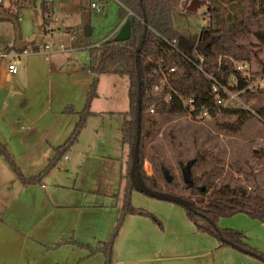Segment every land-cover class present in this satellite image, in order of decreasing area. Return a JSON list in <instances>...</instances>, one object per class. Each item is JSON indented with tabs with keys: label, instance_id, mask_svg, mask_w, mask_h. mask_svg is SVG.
Instances as JSON below:
<instances>
[{
	"label": "rangeland",
	"instance_id": "1",
	"mask_svg": "<svg viewBox=\"0 0 264 264\" xmlns=\"http://www.w3.org/2000/svg\"><path fill=\"white\" fill-rule=\"evenodd\" d=\"M95 1L104 3L98 12L89 9ZM120 1L55 0L46 3L45 13L42 0H34L31 5L21 8L12 7V11L19 14L18 25L25 50L21 52L18 74L14 76L20 81L14 78L13 82H2L0 86V138L8 143L14 160L25 175L40 172L52 156V149L44 141L46 136L51 142L59 144L70 134V128L78 117L63 113V109L71 103L74 109L84 110L85 92L94 82V76L88 69L100 60V49L88 45L111 37L122 27ZM0 4L10 6L8 0ZM189 5L192 8L173 11V27L181 36V47L203 49L210 37L207 6L203 0H194ZM45 17L48 18L46 24ZM86 26L91 27L90 37L85 36ZM63 27L76 32V42L71 40V34H60ZM17 30L14 21L0 17V49L15 48ZM47 44L51 48H46ZM256 50L258 54L251 65L254 71L264 69V45H259ZM128 86L127 76H100L98 95L91 103V111L96 114L89 118L77 144L65 153L69 159L62 158L48 173L43 181L45 188L41 185L30 188L29 194L47 205L50 200L46 192L55 188L53 198L56 202L84 205L79 209V215L74 211L69 214L87 221L90 224L88 230L102 225V240L108 239L118 218H123L118 241L124 243V247L132 244L144 249L155 243L166 245L162 256L175 258L166 259L163 264H264L262 259L232 246H221L218 238L200 230L201 234L189 232L196 226L192 225L186 209L180 204L133 191L132 206L153 214L162 221V226L151 222L146 215L122 216L124 182L121 180V166L125 164L129 149L122 143L121 127L126 119L124 112L129 109ZM248 100L253 111L264 106V94H257ZM47 107L51 110L39 118ZM31 121H36V124L28 126ZM160 124L159 133L151 144L160 148L166 166L179 177L178 156H193V139L196 138L205 147L210 145L220 159L219 163L223 164V171L213 184L219 186L225 182L230 185L229 192H232L231 188L240 186L249 196H253L255 191L264 196V123L259 117H221L218 121L208 118L204 122H195L184 116L173 117L171 121L161 118ZM151 144L145 151L143 164V170L148 175L153 173ZM215 162L212 160L209 167ZM237 165L243 166L248 176L238 173L235 169ZM9 170L16 179L10 167ZM23 194L28 198L29 194ZM6 195L7 205H14L12 201L21 197L19 192ZM175 222H178L177 225ZM218 225L229 226V222ZM129 227L130 232L124 235ZM248 238L245 234V242L264 254V245ZM206 250L211 252L200 255ZM196 254L200 256L194 257Z\"/></svg>",
	"mask_w": 264,
	"mask_h": 264
},
{
	"label": "trees",
	"instance_id": "2",
	"mask_svg": "<svg viewBox=\"0 0 264 264\" xmlns=\"http://www.w3.org/2000/svg\"><path fill=\"white\" fill-rule=\"evenodd\" d=\"M8 1L9 7L0 4V17L2 20L18 21L19 14L13 12L12 7L14 5L18 8L25 7L31 5L34 0ZM193 1L121 0L122 5H120L119 12L121 22L123 25L126 21H130L131 36L127 41L117 42L115 40L117 31L99 47L100 60L95 66L89 67L95 75L94 82L87 93L84 110L79 113V121L68 140L55 148L54 158L41 173L33 177H26L22 174L7 145L1 141L0 159L6 160L12 166L23 183H40L42 178L78 141L89 118L95 114L91 111V103L98 95V75L127 76L129 79V109L124 113L126 119L122 125V143L129 150L121 175V180L124 182L122 216L138 213L149 216L152 221L162 226V222L153 214L145 212L142 208H135L131 204L132 192L136 191L130 172L136 142L137 101L141 84L139 169L146 186L155 191H164L187 199L190 208H184L197 230L218 238L221 246L235 244L251 252L250 255L264 261V254L245 242V234L242 231L222 228L218 225L222 217L239 213L264 223V196L259 191L249 196L247 191L241 189L240 186L231 188L232 192H229L230 185L225 182L219 186L213 184L222 173L223 164L219 163L220 159L217 158L210 145L205 147L204 143L196 138L193 139L195 154L188 158L178 156L180 177L166 166L160 148L151 144L159 133L161 118L171 121L173 117L187 116L190 111L195 118H200L202 112L207 110L208 118L213 121H218L221 117L240 118L253 115L259 117L264 123L263 105L257 107L255 113L242 108L223 107V103L219 102L221 98H224L223 92L216 93L213 88L214 82L207 76L213 75L218 82L224 85L232 82L231 88L234 90L245 88L257 77H264V69L254 71L251 68L253 58L258 54L256 48L264 45V0H203L209 16L207 27L210 35L209 41L203 49L197 47L186 49L181 47L182 39L173 27L172 14L174 10L192 8L189 3ZM46 3L42 0L44 13ZM89 9L93 11L91 4ZM129 11L132 12L131 15ZM44 20L46 24L48 18L45 17ZM173 40H176V45H171ZM199 56L203 58L202 62ZM244 63L248 65V69L245 71L238 69V66ZM165 66L174 67L175 70L166 73L167 82L155 91L154 87L162 79L160 68ZM257 94H264V92L256 94L244 92L242 97L247 102L249 97ZM189 99L194 100L193 107L185 104V101ZM64 112L74 113L75 111L70 106ZM149 144H151L150 158L153 162L151 175L143 170L144 155ZM212 160L216 162L209 167L208 164ZM235 169L238 173L248 174L243 166L237 165ZM255 190H257L256 187ZM122 223L123 218H119L108 241L98 244L96 248L81 243L78 245L88 249L90 255L102 252L107 257L106 264H109L115 239ZM221 238L227 242L222 241ZM61 243H57L56 246Z\"/></svg>",
	"mask_w": 264,
	"mask_h": 264
},
{
	"label": "crops",
	"instance_id": "3",
	"mask_svg": "<svg viewBox=\"0 0 264 264\" xmlns=\"http://www.w3.org/2000/svg\"><path fill=\"white\" fill-rule=\"evenodd\" d=\"M117 25H119V23ZM90 73L93 74L91 71ZM101 75L103 74L98 75V79H100ZM14 76L15 75L7 74L6 71L3 70L0 74V86L2 85V82H13L14 78L17 82L20 81L17 79L18 77ZM93 76L95 78L94 74ZM85 93L84 107L88 92L86 91ZM70 106L73 107V105L69 103V105L63 109V113H65V109ZM50 110L51 107H47L44 112L40 114L39 118L44 116V114L48 113ZM74 111V113H65L74 114L78 119L72 124V127L70 128L71 132L64 142H58L59 144H55L47 139V136L44 138V141H46L48 146L52 149V156L48 158L45 167L42 168L40 172L25 175L14 160L24 176L33 177L41 173L49 164L50 160L54 158L55 148L61 146L68 140L79 121V113L81 112V110L76 109H74ZM93 113L96 114V112ZM35 124L36 121H31L28 126ZM81 133L79 137L81 136ZM0 141L8 147V143H5L1 138ZM9 148L10 146L8 149ZM63 158L65 160L69 159L67 155ZM9 167L15 173L12 166L6 160L0 159V264H106L107 257L102 252L90 255L88 249L78 245V243H81L96 248L98 244L104 243L110 238L109 236L107 240H102V225L99 227L95 225L88 230L90 224H88L87 221H82L80 216L72 217L71 214H69L74 211V214L79 215V209L84 205H68L56 202L53 198V190H55V188L51 189L50 192H46V196L50 202H47V205L42 204L40 199L32 197L29 193L31 192L30 188H38L40 185L42 188H45L44 185L46 184H44L43 181L48 174L42 178L40 183L25 184L18 178L16 173L18 179L12 177ZM121 169H123V164ZM24 188L28 189L25 190ZM17 192L21 193V197L12 201L14 205H7L8 201L6 193L9 195V193L14 194ZM23 193H26V195L29 194L28 198H25ZM174 210L177 211L178 209ZM135 214L137 215V213ZM135 214L132 215L135 216ZM226 221L229 222V226L225 225L222 227H231L244 231L250 241L262 243L264 245V223L256 219H251L246 214H237L229 219H220L219 223L222 224V222L225 223ZM151 222L153 221L151 220ZM177 223L178 222H175L176 225ZM191 223L193 225L192 221ZM179 225L182 226L183 224L179 223ZM147 226L154 228L152 225ZM130 227L123 233L124 235H127L130 232ZM189 232H197L196 234L200 233L196 227L192 230L190 229ZM119 238L120 235L115 239L113 252L109 258V264H163V261L166 259L173 260L172 258H175V256H162L161 253L167 248L166 245L155 243L145 249L132 244L129 247H124V243L122 244L118 241ZM59 242L62 243L56 246ZM210 252V250H206L200 255H206ZM200 255L196 254L194 257L197 258Z\"/></svg>",
	"mask_w": 264,
	"mask_h": 264
},
{
	"label": "built area",
	"instance_id": "4",
	"mask_svg": "<svg viewBox=\"0 0 264 264\" xmlns=\"http://www.w3.org/2000/svg\"><path fill=\"white\" fill-rule=\"evenodd\" d=\"M46 2H53L55 0H45ZM2 2V0H0V3ZM104 6V3L101 1H95L91 3V7L92 9L95 11H100L101 8ZM129 14L131 15L132 12L129 11ZM117 32V31H116ZM115 32V33H116ZM71 34V40L73 42L77 41V36H76V32L73 31L71 32V30H69L66 27L60 28V34ZM114 33V34H115ZM113 34V35H114ZM51 38H53V32L51 33ZM110 37H106L104 38L102 41H99L97 43H94L93 45H88L90 47H101ZM170 43V42H169ZM171 45H176V40H173L171 42ZM46 48H51L50 44L46 45ZM63 50H67L65 47H62ZM24 51V50H23ZM21 52L22 51H18L15 48H11V47H6V48H1L0 49V74L3 72V70L6 71L7 74L9 75H16L19 71V63H20V58H21ZM200 62L203 61V58L201 56H199ZM161 69V73H162V79L161 81L154 87V90H159L160 87L162 86V84H164L165 82H167V78H166V73L168 72H173L175 70L174 67H170V66H165L164 68H160ZM200 69H202V67H200ZM238 69L240 70H247L248 69V65L247 64H240L238 66ZM209 79H211L214 82V91L216 93H218V91L223 92L224 98H221L219 100V102L223 103V107L225 108H242V109H247V110H251L250 108V104L248 102H246L244 100V98L242 97V94L244 92H249L251 94H256V93H263L264 92V77H257L255 78L253 81H251L245 88L240 89V90H234L231 87L233 86V83H229L228 85H224L221 84L220 82H218L213 75H207ZM185 104L190 105L191 107H193L194 104V100L193 99H189L188 101H185ZM151 111H153V109H151ZM253 113H255L253 110H251ZM187 119L191 120V121H195V122H204L206 119H208V111L204 110L202 112V117L200 118H195L193 116V113L190 111L189 114L187 116H185Z\"/></svg>",
	"mask_w": 264,
	"mask_h": 264
},
{
	"label": "water",
	"instance_id": "5",
	"mask_svg": "<svg viewBox=\"0 0 264 264\" xmlns=\"http://www.w3.org/2000/svg\"><path fill=\"white\" fill-rule=\"evenodd\" d=\"M14 21V23L16 24L17 27V41L15 44V49L18 51H23L25 50V45L23 43V41L21 40V32L19 30V25H18V21L17 20H12ZM91 27L90 26H86L84 29V33L86 37H90L91 36ZM131 36V23L130 21H126L122 27L119 29L115 40L117 42H124L127 41ZM141 84L139 86V95H138V101H137V130H136V142H135V147H134V151H133V159H132V166H131V172H130V176H131V180H132V184L134 186V188L136 189V191L146 194L148 196L160 199V200H165V201H171L177 204H180L183 207H187L190 208V203L187 199L183 198L182 196L179 195H174L168 192H164V191H155L152 190L150 188H148L143 180V177L141 175L140 169H139V145H140V136H141ZM222 241L227 242L224 238H221ZM232 247L247 253V254H251V252L244 250L243 248L235 245V244H231ZM259 257V256H258Z\"/></svg>",
	"mask_w": 264,
	"mask_h": 264
}]
</instances>
